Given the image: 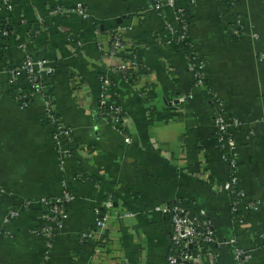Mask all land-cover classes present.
Returning a JSON list of instances; mask_svg holds the SVG:
<instances>
[{"label": "crops", "instance_id": "1", "mask_svg": "<svg viewBox=\"0 0 264 264\" xmlns=\"http://www.w3.org/2000/svg\"><path fill=\"white\" fill-rule=\"evenodd\" d=\"M14 3V36L4 40L0 35V264H92L97 243L82 242L81 236L93 231L95 210L110 196L117 197L120 212L136 216L112 221L106 256L96 264H167L171 224L155 209L178 201L205 211L218 241L236 239L249 264H264V0H242L230 12L222 0H197L193 7L177 2L190 8L193 23L186 35L204 59L209 89L196 86L186 57L169 43L165 23L174 22L172 9L162 16L148 0ZM57 4H83L90 18L53 17L49 9ZM240 19L243 34L236 38L232 28ZM38 27L41 33L31 42L29 35ZM98 27L101 38L117 30L136 47L148 71L134 82L117 78L112 91L128 114L130 145L99 110V78L123 60L103 57ZM68 35L83 41L82 49L74 51ZM21 41L56 69L49 88L59 116L74 130L76 151L64 174L42 121L43 100L38 97L21 109L9 93L6 69L22 61ZM216 108L226 120L241 124L231 130L239 152V188L256 205L243 221L233 216L225 191L232 171L216 139ZM80 174L101 183L74 180ZM65 178L77 198L47 258L45 241L37 234L42 201L60 196ZM25 203L30 206L19 217L5 221ZM233 249L219 246L218 264H237Z\"/></svg>", "mask_w": 264, "mask_h": 264}, {"label": "built area", "instance_id": "2", "mask_svg": "<svg viewBox=\"0 0 264 264\" xmlns=\"http://www.w3.org/2000/svg\"><path fill=\"white\" fill-rule=\"evenodd\" d=\"M152 3L151 10L164 16L166 8L174 11V22H166L165 27L171 35L169 43L175 45L174 35L179 33L180 25L184 23L183 16L186 8L178 7L179 0H148ZM189 6L193 7L197 0H185ZM231 5L239 4L242 0H222ZM15 10L14 0H0V17L3 18V24H0V35L3 39L14 36L13 31L5 28L10 17ZM49 14L53 17L67 18L72 15L81 17L84 20L90 18L83 4H77L73 7L57 4L49 9ZM42 27V26H41ZM40 27V28H41ZM39 27L33 30L40 34ZM188 26H182L184 31L182 37H187ZM65 32V28L61 29ZM243 34L241 27V19L237 21L232 28V35L240 38ZM95 36H97V47L103 57L116 58L120 57L123 61L117 67L111 68L109 74H101L99 78L100 94H99V110L101 115L117 132L123 135L126 144L130 145L132 139L130 137V121L128 114L121 105L114 99L112 95L113 88L116 85V79L121 77L126 81L134 82L138 68L141 63L136 47L129 44L117 30L110 31L104 38H101L100 28H96ZM254 40L258 39L257 34L251 35ZM69 45L74 51L82 49L83 41L75 39L68 35ZM24 51V57L20 64L15 67L6 69L7 85L10 95L19 103L21 109H28L40 97L43 100L42 121L48 127L51 134L56 153L59 160V168L63 174L67 170L68 161L72 159L76 151L74 149L73 128L64 123L58 114V110L54 107L53 98L50 91L51 80L55 74V66L52 61L45 57H36L27 50V46L21 47ZM127 58V59H126ZM261 60L264 55H261ZM189 71L195 78L196 86H204V75L199 70L205 69L204 62L200 63L198 69L196 65H189ZM127 71H130L128 76ZM117 77V78H116ZM103 112H101L102 110ZM239 120L228 121L222 113L216 108V116L214 119L215 135L220 148L223 151V159L231 169L230 182L225 187V191L229 197L233 196L235 201L231 203V212L233 216L243 221V218H237L235 213L238 206L244 203V213H252L256 209V205L247 200L246 193L239 188L238 170L239 165L237 158L239 156L238 147L234 141L231 130L239 127ZM79 175L74 179L78 181ZM62 193L60 196L42 201L44 210L40 216L41 227L37 232L38 236L44 239L46 246V256L53 248V244L57 232L63 228L64 224L70 219L69 205L77 198L68 187V179L62 181ZM30 203H25L22 208L12 210L6 216V222L19 217L22 209H27ZM155 212L163 214L169 219L171 224V241L170 253L167 264H218L220 254L213 250V247L233 246V257L237 264H249L250 256L240 247L237 246L236 239L225 242H219L212 221L207 217L205 211H200L199 216L192 214L188 209L180 204L163 205L155 209ZM96 221L92 232L83 233L82 242L96 241L94 248V256L92 264L98 263L97 259H103L106 256L107 248L104 246L109 241L108 232L111 228L112 221L116 218L127 219L134 218L136 215L129 212H120L115 206L114 199L110 196L100 208L95 210ZM96 229V230H95ZM100 233L97 238L96 233Z\"/></svg>", "mask_w": 264, "mask_h": 264}, {"label": "trees", "instance_id": "3", "mask_svg": "<svg viewBox=\"0 0 264 264\" xmlns=\"http://www.w3.org/2000/svg\"><path fill=\"white\" fill-rule=\"evenodd\" d=\"M226 2H224V3L226 4ZM232 9H233L232 5L227 3V12L233 11ZM183 19H184V23L180 25L179 33L174 35L175 45H176V48L181 50L183 55L186 57L188 64L191 65V66L192 65H196L197 69L195 68V70H199L198 67H199L200 63L204 62L203 57L199 54L198 50L196 49L195 44L192 42L191 39H189L188 37H184V38L182 37V35L184 33V31L182 29V26H184V25L190 26L193 23V17H191V13H190V8L189 7L186 9V13L183 16ZM2 22H4V20H3V18L0 17V24H3ZM16 25H17V22L15 21V19H13V16H12V17H10V20L6 24L5 28L8 29L9 31H14L16 29V27H17ZM147 72L148 71L145 69V67H143V65L140 64V66L138 68V71H137V74H143V73H147ZM199 72L204 75V78H203L204 87L206 89H209L210 85H209V82L207 81V79L205 78V74H206L205 69L199 70ZM127 74L129 76L130 75V71H127ZM101 112H103V110ZM78 181L83 182V183H89L90 182V183H92L94 185L101 183L100 180H98V179H96L94 177L88 176V175L87 176L83 175V174L79 175ZM112 198L114 199V201L117 200L116 196H112ZM107 199H105V201ZM230 199H231V203L235 201V198L233 196H231ZM177 204L182 205L183 207L188 209L190 212H192V214H194V215L199 216V214H200L201 210H199L198 208L194 207L188 201L187 202L186 201L185 202L178 201ZM173 205L174 204H172V206ZM244 215H245L244 214V203H242V204H240L238 206V211L235 213V216L237 218H242V217H244ZM218 249H219V247H216V246L213 247V250L215 252H218L219 251Z\"/></svg>", "mask_w": 264, "mask_h": 264}, {"label": "rangeland", "instance_id": "4", "mask_svg": "<svg viewBox=\"0 0 264 264\" xmlns=\"http://www.w3.org/2000/svg\"><path fill=\"white\" fill-rule=\"evenodd\" d=\"M35 37H37V33H35L34 32V34L32 35V37H30V35H29V38H30V41L31 42H33V39L32 38H35ZM28 43V42H27ZM27 43H26V41H21V43H20V47H22V46H27ZM117 78V77H116Z\"/></svg>", "mask_w": 264, "mask_h": 264}, {"label": "water", "instance_id": "5", "mask_svg": "<svg viewBox=\"0 0 264 264\" xmlns=\"http://www.w3.org/2000/svg\"><path fill=\"white\" fill-rule=\"evenodd\" d=\"M116 206H117V204H116Z\"/></svg>", "mask_w": 264, "mask_h": 264}]
</instances>
